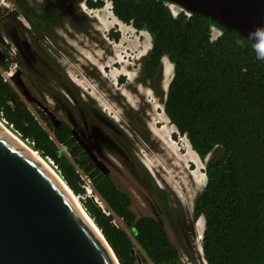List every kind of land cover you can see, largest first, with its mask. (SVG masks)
I'll use <instances>...</instances> for the list:
<instances>
[{"label": "trees", "instance_id": "trees-1", "mask_svg": "<svg viewBox=\"0 0 264 264\" xmlns=\"http://www.w3.org/2000/svg\"><path fill=\"white\" fill-rule=\"evenodd\" d=\"M110 1L118 19L150 35V49L138 62L139 78L153 81L159 92L162 59L172 64L167 90L159 94L178 133L187 137L201 159L216 147L222 149L220 158L206 163V183L194 202L195 215L203 218L201 245L207 264H264V60L257 59L248 37L195 12L173 16L169 1ZM85 4L100 8L104 0ZM212 27L220 31L215 39ZM109 34L119 39L117 31ZM1 64L6 69L9 61ZM12 91L0 72V113L23 139L34 141V149L54 161L76 195L84 193L79 170L90 177L109 210L90 197L82 200L83 208L120 264L138 263L133 242L114 224V214L132 227L150 263L175 264L176 249L161 223L152 216H136L130 195L94 166L72 136L71 126L61 122L53 127L36 108L52 126V137L25 103L12 102Z\"/></svg>", "mask_w": 264, "mask_h": 264}, {"label": "rangeland", "instance_id": "rangeland-1", "mask_svg": "<svg viewBox=\"0 0 264 264\" xmlns=\"http://www.w3.org/2000/svg\"><path fill=\"white\" fill-rule=\"evenodd\" d=\"M0 3L3 4L2 7H5L8 2L7 0H0ZM26 4V8L29 7L30 10L36 12L35 17L39 18L42 15L41 6L43 2L41 0H28ZM85 10L91 25V29L87 34V36H90L85 38L80 33L77 34L78 37L58 34L59 37L57 35L54 37L55 42L50 41L48 43L49 53L57 60L59 66H62L63 72L69 79L66 87H69L72 94L76 93L73 91V88L76 87L80 98H89L95 107L113 124L122 125L124 129L127 128L124 116H126L125 114L129 115V121L132 122V126L135 127V131L140 136H132L136 142L134 149L136 162L133 161L139 167H129L122 161L120 157L123 154L122 150L116 146L117 143L111 142L107 132H101L105 138L97 139L100 146L96 149L92 148V153L108 169L107 174L111 176L117 186L130 195L131 208L136 216L150 214L151 212L147 203L150 195L145 186L146 180L153 181L156 189L163 190L161 185L166 187L171 194V201L178 205L177 200L185 210H189L187 203L203 189L206 183L204 171L206 163L210 159L221 157V147L214 148L204 159H201L191 148L187 137L179 134L165 115L162 104L163 96L159 92L165 94L173 72L172 64L166 57L162 59L163 67L161 65L160 68L159 92L155 90L153 81L149 80L151 87L138 81L141 80L139 78L140 68L138 62L150 49V35L145 30L137 31L131 23L118 19L105 0L101 10L98 8L97 12L90 11L87 7H85ZM39 22L47 30L45 21L39 18ZM111 30L119 33V39H115L114 44L112 43L113 38L109 34ZM219 32L217 28L212 27L211 38H216ZM3 41L8 44V48L7 52L3 54V58L0 57V72L13 87V103L22 102L26 104L14 79L11 78V74L14 73L16 67H19V62L27 69L29 76L27 78L25 74L20 75L23 83L32 94L43 101L50 109L53 110L57 106L55 105L56 97L63 102L65 97L71 99L69 93L67 94L61 84L55 82V79H53L55 85L52 88L39 89L36 80L41 79V77L26 66L24 59H21L19 54L16 55L17 44L5 38H3ZM4 61H9L6 69L1 64ZM106 64H109L110 67L109 70L104 71L103 66ZM122 77L123 79L120 80ZM74 97L80 100L77 95H74ZM26 105L53 137L52 126L38 116L37 105L35 103ZM55 114L59 120L68 121L71 124L70 126L75 128V120L70 111L58 109ZM144 127L149 129V135L147 136L143 134ZM92 131L93 129L91 133H94ZM82 135L80 136L81 139L89 144L88 132L82 133ZM137 138H139V142ZM41 156L43 157V155ZM79 173L83 180L84 193L75 195L80 205L83 207L82 200L85 197L92 199L98 197V204L101 205L103 201L93 188L90 177L80 170ZM103 205L104 210L108 209L105 203ZM113 222L130 236L134 245L133 253L136 255L137 263L144 264L142 259H148L143 249L134 239L132 227L116 215H114ZM195 224L197 230H199V232L197 231L198 235L199 233L201 235L203 218L201 216L197 217ZM200 256L203 260L201 253ZM202 263L205 264L204 260Z\"/></svg>", "mask_w": 264, "mask_h": 264}, {"label": "water", "instance_id": "water-1", "mask_svg": "<svg viewBox=\"0 0 264 264\" xmlns=\"http://www.w3.org/2000/svg\"><path fill=\"white\" fill-rule=\"evenodd\" d=\"M166 1L210 17L245 37L264 24V0ZM20 74L17 69L11 78L26 104L35 103L49 116L51 125L59 127L56 114L28 90ZM71 133L94 166L107 174L108 169L92 153L94 146L84 142L75 128ZM84 212L53 174L0 126V264H120Z\"/></svg>", "mask_w": 264, "mask_h": 264}, {"label": "flooded vegetation", "instance_id": "flooded-vegetation-1", "mask_svg": "<svg viewBox=\"0 0 264 264\" xmlns=\"http://www.w3.org/2000/svg\"><path fill=\"white\" fill-rule=\"evenodd\" d=\"M27 1L7 0L8 3L5 7H2L1 5L3 4L0 3V57L3 58V54L7 52L8 48V44L3 41V38L11 40L12 43H16L18 46V49L15 51L16 55L19 54L21 59H24L26 66L33 73H36L37 76L41 77V79L36 80L39 89L52 88L55 85L53 81L55 79V82L61 84L67 94L69 93L71 96V99H66L65 97L64 102L56 97L55 105L57 106L54 107L53 112L55 113L58 109L70 111V114L75 120L77 134L83 136L82 133L88 132L87 139L89 144L94 146V149L100 146L97 139L105 138L101 132H107L111 142L114 141L117 143L116 146L122 150L123 154L120 156L122 161L129 167L138 168L139 165L134 163V161L136 162L134 152L136 142L132 136H140L135 131V127L132 126V122L129 121V115L125 114L126 116H124L127 123V128L124 129L122 125L118 126L116 123L113 124L95 107L89 98H80L76 87L73 88V91L77 94H72L69 87H66L69 79H67L63 72L62 66H59L57 60L49 53L48 43L50 41L55 42L54 37L56 35L59 37L60 35L58 34L78 37L77 34L80 33L85 38L90 36H87L91 25L90 20L85 14L87 13L85 10V7H87L85 0H41L43 2L41 6L42 15L39 18L45 21L47 30L39 22V18L35 17L36 12L30 10L29 7H27L28 9L26 8ZM48 37L51 39L49 40ZM18 66L15 71L19 69L22 71L20 75L23 76L25 74L28 78L27 69L24 68L23 64L19 62ZM109 67L110 65L106 64L103 66V70H109ZM138 81L146 83V85L151 87L149 80ZM74 95H77L81 101L74 97ZM47 117L49 118L48 115ZM61 122L66 121L60 120ZM92 129L94 133H91ZM143 134L146 136L149 135V129L147 127H144ZM137 140L138 142L140 141L139 138ZM145 186L150 195L147 203L151 212L150 214L143 215L152 216L163 226L169 242L177 252L175 264H203V260L207 264L203 253H201L203 252L202 245L200 244L201 235L200 233L198 235V228L195 224L199 216H196L194 213V202L199 193L187 203L189 211L185 210L179 201L176 200L178 205L171 201V194L166 187L161 186L163 190L156 189L154 182L149 180L145 181ZM167 193L168 195H166ZM198 252L202 254L203 260H200L201 256Z\"/></svg>", "mask_w": 264, "mask_h": 264}, {"label": "bare ground", "instance_id": "bare-ground-1", "mask_svg": "<svg viewBox=\"0 0 264 264\" xmlns=\"http://www.w3.org/2000/svg\"><path fill=\"white\" fill-rule=\"evenodd\" d=\"M162 67H163V65H162ZM165 71V70H164ZM164 71H163V73H164ZM31 100V99H30ZM112 103V102H111ZM0 126L4 129V130H6L19 144H21L25 149H27L32 155H34L52 174H53V176L60 182V184H62L63 186H64V188L68 191V193L70 194V196L72 197V199L74 200V202L77 204V206L78 207H80V203H79V201H78V198L76 197V195L74 194V192L73 191H71L68 187H67V185H66V183L64 182V180L61 178V176L54 170V168L53 167H51L50 166V164H49V162L44 158V157H42L41 156V154L39 153V151L38 150H36V149H33V148H31L30 146H28L25 142H24V140H22V138H20L17 134H15L10 128H8L6 125H4L3 124V122L0 120ZM163 126V125H162ZM165 128V127H164ZM150 145V144H149ZM151 147V146H150ZM203 164V163H202ZM202 166V165H201ZM177 179V178H176ZM202 184V183H201ZM162 186V185H161ZM185 187V186H184ZM186 189V188H185ZM99 198L98 197H96L95 198V201L97 202V203H99V200H98ZM102 203V205L104 204L103 202H101ZM104 206V205H103ZM102 207V206H101ZM85 214H86V216H87V213L86 212H84ZM90 218V217H89ZM88 218V219H89ZM91 219V218H90ZM88 221H90L89 223L91 224L92 223V225H94L93 223V221H92V219L91 220H88ZM95 227V226H94ZM198 232H199V230H197ZM194 232H196V231H194ZM196 234V233H195ZM197 238V237H196ZM201 238V237H200ZM199 239V238H198ZM200 241V240H199ZM201 244V243H200ZM200 250V249H199ZM198 253H200V252H198ZM202 253V252H201ZM201 260V259H200Z\"/></svg>", "mask_w": 264, "mask_h": 264}, {"label": "built area", "instance_id": "built-area-1", "mask_svg": "<svg viewBox=\"0 0 264 264\" xmlns=\"http://www.w3.org/2000/svg\"><path fill=\"white\" fill-rule=\"evenodd\" d=\"M109 2V5L111 6L112 8V5H111V1L110 0H107ZM167 7L169 8L171 14L173 16H176L179 12H183L185 15L189 16L190 15V12L187 11L186 9H184L183 7L181 6H178L177 4L175 3H169L167 2ZM89 8V7H87ZM90 11H95L97 12L98 8H89ZM112 43L114 44L115 41L112 40ZM0 120L3 122L4 125H6L8 128H10L15 134H17L20 138L21 137V134L12 126V124H10L3 116L2 114L0 113ZM23 139V138H22ZM24 142L30 146L31 148L34 149L35 147V143L34 141L28 139V138H24L23 139ZM44 158H46V160L49 162L50 166L54 168V170L60 175V170L58 169V166L54 163V161L48 157V156H43Z\"/></svg>", "mask_w": 264, "mask_h": 264}, {"label": "clouds", "instance_id": "clouds-1", "mask_svg": "<svg viewBox=\"0 0 264 264\" xmlns=\"http://www.w3.org/2000/svg\"><path fill=\"white\" fill-rule=\"evenodd\" d=\"M102 7H100V10ZM111 11H112V8H111ZM140 31H143V30H140ZM248 38L253 42L252 46H253L254 51L256 52L257 59L264 60V24L258 25L254 28V30L250 31L248 33Z\"/></svg>", "mask_w": 264, "mask_h": 264}]
</instances>
